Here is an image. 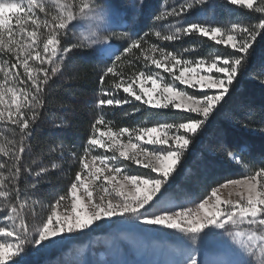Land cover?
<instances>
[{
	"label": "snow or ice",
	"instance_id": "6c2138e0",
	"mask_svg": "<svg viewBox=\"0 0 264 264\" xmlns=\"http://www.w3.org/2000/svg\"><path fill=\"white\" fill-rule=\"evenodd\" d=\"M208 3L209 0H184V3L154 19L178 18L194 7ZM226 3L246 6L259 14L257 22H233L230 27L203 22L181 26L177 20L167 34L157 30L154 35L162 41L172 42L183 35L198 33L217 45L230 47L233 52L217 54L211 60H189L180 53L151 44L148 51L156 53L160 59L148 55L145 64L147 66L150 61L154 69L140 71L138 77L133 73V77L125 80L123 72L115 70L116 62L121 61L123 53H132L133 49L143 54L141 41L144 37L132 39L123 53L114 54L107 44L109 37L99 35L107 30L111 13L98 7L94 0H79L78 3L76 0L71 3L55 0L52 5L55 15L48 11L46 0H26V3L25 0H0V53L16 61H0V73L4 77L0 80V122L10 124L13 135H18V139L8 141L10 147L0 146V153L11 160L10 165L0 163V223L4 225L0 226V238H8L9 241L0 239V264H19L29 248L34 251L50 248L65 238L92 230L93 226H99L98 222H111L112 217L170 229L187 238L190 245L185 249L184 258L176 264H202L198 249L193 245L214 232L221 237L227 236L231 241L230 247L221 250L223 258L216 264H264V167L212 187L198 203L192 201L193 207L173 205L167 193L169 182L183 164L190 145L222 105L257 37L264 35V0H226ZM40 13L44 14L43 20ZM13 19L15 25L11 23ZM76 22L89 25L87 46L102 45V54L109 58L114 56L111 66L99 77L100 94L106 98L98 99L97 107H121L140 102L141 106L150 109L195 115L187 117L184 122L116 130L108 127L110 122L101 115L91 126V135L80 157V171L75 173L69 189L72 214H57L55 206L66 199L62 195L46 217H40L30 229L25 209L31 208L36 219L34 209L38 201L22 191L20 181L25 175L33 176L36 183L31 188L35 190L49 170L41 167L33 173L32 168L25 167L23 163L24 153L31 147L28 141L33 126L45 106L44 87L61 70L65 54L71 51L69 47L60 46V37ZM42 30L47 32L43 56L38 37V31L43 34ZM112 35L131 39L127 32H113ZM188 51L184 49L185 53ZM37 61L38 66L33 67ZM161 70L166 76L160 74ZM106 77L112 80L108 89L104 88ZM260 82L264 84V81ZM120 90L124 94L122 98L118 95ZM8 94L9 102L5 107ZM133 111L139 112L140 107ZM129 114L125 113L126 116ZM93 150H103L104 154L93 155ZM60 154L63 156V151ZM228 156L233 161L239 160L232 152ZM125 161L148 171L142 175L129 174ZM230 186L237 191L239 198L222 200L218 192ZM212 198L214 203H210ZM241 226H246L247 230H241Z\"/></svg>",
	"mask_w": 264,
	"mask_h": 264
},
{
	"label": "rangeland",
	"instance_id": "374dc122",
	"mask_svg": "<svg viewBox=\"0 0 264 264\" xmlns=\"http://www.w3.org/2000/svg\"><path fill=\"white\" fill-rule=\"evenodd\" d=\"M10 2H18V0H10ZM46 2L50 14L55 15V10L52 7L55 0H46ZM63 2H65V0H61V3ZM67 2L71 3L72 0H67ZM76 2L78 3L79 0H76ZM94 3L98 7L104 8L111 13L110 24L108 25L107 30L101 31L99 35L109 37L107 44L110 46L114 54L119 55L121 48L128 47L131 44L132 39H138L142 36L145 39V36H149L148 39L153 38L158 41L159 43L157 45L160 47L164 46L163 44H174L176 42L184 41L180 48L177 47L170 50L166 49V47L165 50L180 53L184 59L189 60L199 58L211 60V58L217 54L223 55V53L213 47L210 51H207L205 55L198 57L195 54L200 47L198 45H190V40L185 41V39L188 37H202L200 34L194 33L191 35H183L176 41L165 42L155 37V31L159 30L164 34H167L170 27L176 24L177 20H179L181 26L189 23L203 22L212 26L230 27L231 23L235 22L233 19L235 10L241 8L239 5L231 6L227 4L226 0H209L208 4H205L202 7H194L191 12L181 17H169L166 20L156 21L154 19L155 16L160 15L164 11H170L172 7L184 3V0H142V2L141 0H94ZM244 8H246V6H244ZM39 16L40 19L43 20L44 14L40 13ZM11 23L15 25V19H13ZM31 30L32 29L29 28V31ZM42 32L43 34L38 31V37L40 38V50L41 55L43 56V41L46 39L47 32L46 30H42ZM113 32H127L131 39L119 35L113 36ZM146 33L147 35H145ZM89 34V25L87 22H76L73 27L67 30L66 34L61 35L60 46L69 47L71 48V51L68 54H65L59 73H64L66 75V72L72 69L71 66L76 62V60L73 59L76 54L83 59L91 60L92 65L95 66L94 71L98 75H102L103 71L108 66H111L112 62L110 61L114 59V56L109 58L102 54L100 51L102 45L87 46L88 42L86 38ZM204 39H206L207 42H211L213 45L215 44V42L208 38ZM146 40L147 39H145V41ZM152 43L153 42H150L149 44ZM73 45H76L77 47L73 48ZM149 47V45H146L145 47L146 51H144L141 71H146L149 68L154 69V66L151 65L150 61L146 66V56L154 55L157 59H160L156 53L148 51ZM222 48L232 50L230 47L222 46ZM184 49H189V51L185 53ZM9 58L11 59V57L4 56L3 53H0V61ZM12 60L13 63L16 62L14 58H12ZM30 63L32 62L30 61ZM38 64L39 62L37 61L32 66L36 67ZM139 72L136 73L137 77ZM160 74L166 76V73L162 70ZM131 77L133 76H130V78ZM3 78V73H0V80H3ZM124 79L128 80L129 78ZM260 84L264 85L262 83ZM100 92L101 89L97 87L94 90L92 98L87 103L88 107L85 113L92 118V123H94L101 115L105 117L106 122H110L108 123V127L113 128V130L120 127H151L158 123L169 122L166 120L151 121L152 117L150 115H143L141 113V111L143 112L148 106L141 108L139 106L140 102L126 104L121 107L99 108L97 107L98 99L106 98L101 96ZM118 95L120 98L123 97L124 94L122 90H120ZM9 96L10 94L5 96V107L9 102ZM135 107H140V111L134 112L133 109ZM162 110L169 111V109ZM125 113L130 114L126 116ZM126 119L128 122L123 123ZM11 129L12 126L10 124L5 125L3 122H0V133H3V135H0V146L8 148L10 147L8 141L18 139V135L14 136ZM91 132L92 128L90 127L89 131L83 136V138L75 140L69 149L62 150L67 154V156H63L65 158L62 161L68 164V168L74 167L76 172L80 171V157L83 156ZM92 154L100 155L104 154V152L103 150H93ZM108 154H110V152ZM4 158L8 159L3 153H0V163H2ZM85 159L87 160L90 158ZM9 161L10 162L4 164H11L10 159ZM30 162L33 163L30 159L23 160L25 167ZM125 163L128 164L129 174L142 175L148 171L142 166H137L129 161H125ZM39 165L40 164H37V167L36 165H32L33 167L31 168L33 173L41 168ZM47 169L49 170L48 172H52L51 174L55 173V175H47V172L40 179V183L35 190L31 188V185L36 183L33 176L25 175L20 181L22 191L38 201L34 209L37 214L36 219L33 218V210L31 208L25 209L26 221L29 224L30 229L34 223L38 222L40 217H46L51 210V206L54 205L55 201L62 195L66 196V199L62 201L61 204L55 206L57 214L63 215L65 212L70 215L72 214V198L69 194V189L71 183L75 180V175L70 181L66 177H60L58 184L53 189H49L51 182H53V178L58 172V168L56 166L55 168L48 167ZM5 172L7 171L5 170ZM7 174L8 173H5V175ZM248 174L249 173L245 175ZM243 176L238 178H242ZM83 178L84 176L82 175V179ZM117 179H119V177H117ZM167 193L171 198L173 205L181 204L186 207H193L194 204L192 201L198 203L199 200L202 199L199 198V193L195 192L192 188L190 189L181 185L172 186L171 181L169 182ZM209 193L210 191L207 194ZM96 194L97 193L94 192V195ZM218 194L221 196L222 200L231 199L235 201L239 198L237 191L232 190L231 186L229 188L221 189ZM210 203H214V198L211 199ZM0 216H2V214H0ZM98 224L99 226H93L92 230H85L82 234L65 238L62 242L50 248L41 249L39 251H34L29 248L19 264H176L177 261H181L184 258L185 249L190 245V241H188L187 238L181 237L173 230L143 225L134 220H124L123 218L112 217L111 222H98ZM0 226L4 225L0 223ZM241 230H247L246 226H241ZM0 239L9 242L8 238ZM230 246L231 241L227 236L221 237L215 232L210 233L202 240L198 239L197 243L193 245V247L198 249V258L202 264H205V262H207V264H216L218 260L223 258L220 254L221 250Z\"/></svg>",
	"mask_w": 264,
	"mask_h": 264
},
{
	"label": "trees",
	"instance_id": "16d2710c",
	"mask_svg": "<svg viewBox=\"0 0 264 264\" xmlns=\"http://www.w3.org/2000/svg\"><path fill=\"white\" fill-rule=\"evenodd\" d=\"M233 16L235 22L243 24L255 23L259 18V14L244 7L236 9ZM148 37L145 36L146 41L145 39L141 41L144 51L146 45H151L150 42L159 43ZM188 40L190 45L200 47L195 54L198 57L205 55L213 47L223 55L233 52L220 45H213L202 37L185 39ZM182 43L184 41L163 44L161 47L172 50L180 48ZM122 49L124 48H121L119 54L123 53ZM73 59L76 62L66 75L58 72L45 85V106L33 126L32 136L28 141L31 147L24 153L23 160L33 161L26 167H33L32 165L37 167V164L46 168H53L54 164L57 166L58 172L49 189L58 184L60 177H66L69 181L73 179L76 169L68 168V164L62 161L65 158L63 156L67 154L63 151L64 154L61 156L60 153L64 149H69L75 140L83 138L89 131L93 123L92 118L85 113L87 103L92 98L94 90L100 88L101 75L95 73V66L91 60L83 59L77 54ZM143 59L144 52L141 54L139 50L133 49L132 53H123L121 61L116 62L115 70L122 71L124 78H130L133 73L142 70ZM128 61L132 63L129 64ZM260 81H264V35L257 37L245 65L230 87L222 105L190 145L183 164L170 180L172 186L192 188L199 193V198H203L215 185L264 167V85H261ZM111 84V78L106 77L104 88L108 89ZM139 106L145 108L141 104ZM141 113L150 115L151 121L184 122L187 117L194 116L189 113L149 108H145ZM127 122V119L123 121ZM229 152L234 153L239 160H231ZM7 162H10L9 158L2 161ZM51 173L48 172L47 175Z\"/></svg>",
	"mask_w": 264,
	"mask_h": 264
}]
</instances>
